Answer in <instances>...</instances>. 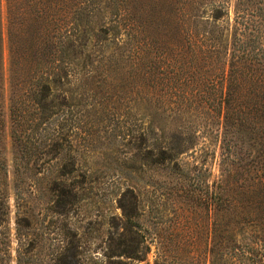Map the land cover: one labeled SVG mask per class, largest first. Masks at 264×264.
Segmentation results:
<instances>
[{
    "label": "trees",
    "instance_id": "obj_1",
    "mask_svg": "<svg viewBox=\"0 0 264 264\" xmlns=\"http://www.w3.org/2000/svg\"><path fill=\"white\" fill-rule=\"evenodd\" d=\"M124 62L148 117L149 131L138 137L148 144L137 155L142 165L173 162L186 176L179 156L217 145L219 177L205 202L214 245L223 239L226 264H264V0H236L232 16L226 0H0L15 263L35 264L47 242L50 264H81L82 237L68 215L86 173L70 152L69 85L96 87ZM3 130L0 110V139ZM206 153L214 157L215 149ZM8 183L1 147L0 264H10ZM118 205L128 227L137 203ZM132 253L118 255L137 258Z\"/></svg>",
    "mask_w": 264,
    "mask_h": 264
},
{
    "label": "rangeland",
    "instance_id": "obj_2",
    "mask_svg": "<svg viewBox=\"0 0 264 264\" xmlns=\"http://www.w3.org/2000/svg\"><path fill=\"white\" fill-rule=\"evenodd\" d=\"M226 1L232 16L236 0ZM2 16L6 59L4 3ZM124 63L109 67L106 71L109 77L100 84L95 83L96 87L81 82L69 85L74 90V103L66 107L64 117L66 126L71 125L70 152L76 157L78 172L86 173L77 209L68 215L70 226L82 237L81 264H211L215 259L216 264H226L224 241L221 238L219 245H214L212 214L205 203L206 197L209 198L207 186L219 177L218 146L208 150L201 144L194 153L188 151L179 156L178 165L188 171L186 176L174 171L173 162L142 165L137 155L148 144L138 137L149 131L148 117L138 108L137 100L142 93H136L131 87L130 67ZM0 110L4 121L0 148L3 147L7 161L9 182L10 264H16L12 148L6 96ZM211 149H215L214 157L206 153ZM119 200L128 206L134 201L137 203L128 227H125ZM49 216L52 215L49 213ZM218 223L223 227L225 217L220 216ZM38 249L42 251L37 256L41 260L36 259L35 264H50L45 256L47 242ZM121 252H133L137 258L118 255Z\"/></svg>",
    "mask_w": 264,
    "mask_h": 264
}]
</instances>
